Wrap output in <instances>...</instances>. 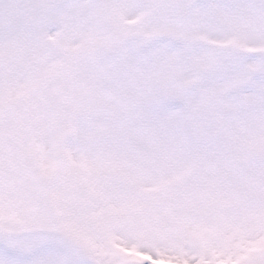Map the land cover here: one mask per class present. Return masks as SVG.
<instances>
[{
  "label": "snow or ice",
  "instance_id": "1",
  "mask_svg": "<svg viewBox=\"0 0 264 264\" xmlns=\"http://www.w3.org/2000/svg\"><path fill=\"white\" fill-rule=\"evenodd\" d=\"M0 264H264V0H0Z\"/></svg>",
  "mask_w": 264,
  "mask_h": 264
}]
</instances>
